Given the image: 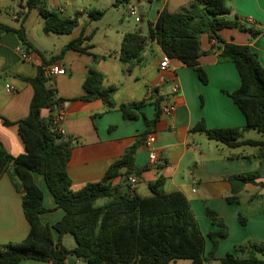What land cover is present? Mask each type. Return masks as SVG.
Listing matches in <instances>:
<instances>
[{"label":"crops","instance_id":"1","mask_svg":"<svg viewBox=\"0 0 264 264\" xmlns=\"http://www.w3.org/2000/svg\"><path fill=\"white\" fill-rule=\"evenodd\" d=\"M13 1L16 6L11 9V19L0 16V24L14 30H22L34 49L23 44L16 33L0 27V149L12 156L26 153L18 122L27 118L34 94L28 80L36 77L38 67L45 61L49 62L46 71L60 65L65 73L51 75L49 82L67 112L63 125L66 134L63 138L72 142L68 172L74 191L81 190L89 183L102 181L111 165L119 161L129 148L138 144L135 169L140 171L141 175L137 177L135 194L142 198L150 197L152 192L149 185L160 178L163 181L162 192L184 193L205 237L207 258L213 252V242L208 234L219 232L220 227L207 216L206 205L217 211L224 220L228 235L214 250L215 258L212 261L207 259L204 264H222L221 259L228 253H235V246L239 244L264 245V155L259 156L260 150L257 147L245 145L232 148L210 140L202 132L193 131L200 122H204L208 129L243 128L247 123L243 111L228 95L240 86L239 72L233 63L219 62L217 43L211 41L206 34L201 36L203 55L199 61L207 74V84L200 80L196 71L178 60H171L170 69L162 73L159 66L166 56L155 42L149 43L140 63L129 73L121 62L120 50L124 36L133 33L128 31L130 29L120 30L114 25L108 26L112 34L106 35L108 42L102 48L103 51L97 53L94 40L98 27H92L94 21L88 20L84 24L78 22L75 30L68 35L45 33L44 19L39 11L29 10L26 0ZM43 1L51 11L63 12L64 17H70L66 9L61 7L60 0ZM191 1L116 0L114 13L121 12L120 4L136 3L141 10L139 30L143 35H147L148 22H156L163 10L176 13L189 6ZM227 6L231 10L229 18L238 16L247 27L260 30L261 34L253 38L248 31L225 28L220 31V36L227 42L249 45L258 54L264 66V0H228ZM33 31H36L38 40H43L44 43L53 42L51 49L45 48L42 51L36 47L32 43ZM83 33L85 36L92 35L91 40L84 43L92 46L89 53L66 49L72 40ZM19 46L28 52L29 60L21 58L17 52ZM48 50L50 57L43 53ZM98 55L102 59L97 60ZM91 70L103 75L104 88H115L112 96L113 109H109V105L101 99H84L88 94L83 85ZM175 83L180 87L177 95L172 94ZM7 86L12 87L14 91L8 92ZM158 100L160 106L174 103L176 111L170 117L161 114L154 130L148 131L142 118L124 119L120 110L123 104L145 102L139 113H144L152 120L157 114ZM53 114L54 111L49 109H43L41 113L45 120H50ZM150 132L157 135L156 148L161 158L155 166L149 163L143 145L144 136ZM242 140L263 139L259 138L257 131L249 130L245 131ZM121 172L124 173V170ZM256 172L259 175L254 183L240 187L239 202L229 203L227 198L233 195V185L229 178ZM33 177L43 191L44 207L47 209L41 214V221L53 226L62 219L65 212L57 207L43 175L34 173ZM126 182L123 176H119L113 183L124 186ZM18 186V178L13 176L12 169L0 179L2 245L21 242L30 232L22 205L24 193L17 189ZM252 196L257 198L251 201ZM105 202L104 199L103 204ZM240 213L247 217L246 225L241 224ZM53 236L57 241L59 234L55 230ZM62 242L68 249L76 246L75 238L70 234L64 235ZM76 263L83 264L74 257L68 259V264ZM190 263V260L179 259L171 264ZM19 264L52 263L25 260Z\"/></svg>","mask_w":264,"mask_h":264},{"label":"trees","instance_id":"2","mask_svg":"<svg viewBox=\"0 0 264 264\" xmlns=\"http://www.w3.org/2000/svg\"><path fill=\"white\" fill-rule=\"evenodd\" d=\"M228 0H192L189 6L179 12L163 10L156 22H148L147 35L140 30L128 33L121 43L120 59L131 73L141 61L142 54L149 43L155 42L166 57L178 60L184 66L197 72L200 80L207 84L208 77L200 64L203 55L201 36L206 34L218 44L220 63H233L240 75L239 88L228 93L233 102L243 111L247 123L243 128L208 129L200 122L193 131L202 132L214 140L232 148L245 145L257 147L259 156H263V140H242L245 131L254 130L264 136V66L259 56L249 45L227 42L220 36L225 28H239L248 31L253 38L261 34L260 30L247 27L238 16L229 18ZM26 7L37 9L44 19V32L58 35L71 34L78 26L79 14L64 17L51 11L43 0H26ZM104 13L89 11L90 21H98ZM7 31L16 33L22 43L34 49L22 30H14L1 25ZM92 35L84 33L72 40L66 49L80 53H89L92 46L84 45ZM214 50V48H213ZM211 52V51H210ZM45 61L38 67L35 78L28 80L34 94L27 118L18 122L19 134L26 146V153L12 156L0 149V179L9 169L18 178V190L24 193L23 210L30 225L28 236L21 242L0 244V264H19L25 260L68 264L74 257L83 264H171L179 259L190 260V264H204L215 258L214 250L228 235V228L217 211L206 205L207 216L220 227L219 232H210L213 252L205 256V237L200 230L191 204L184 193L161 191L162 179L149 185L152 195L142 198L130 191L128 178L139 177L135 169V153L138 144L129 148L123 157L107 170L100 182L89 183L79 191L72 189V180L68 167L72 154V142L66 140L54 128L52 118L45 120L43 109L54 111L60 104L56 90L48 85ZM104 77L91 70L84 82L87 92L85 100L101 99L113 109L112 96L115 88L103 87ZM145 102L123 104L120 110L126 120L142 118L147 130H154L161 110L160 101L156 102L157 114L149 120L139 113ZM124 170V173L121 171ZM43 175L57 207L65 214L53 226L41 221L44 207V194L36 184L33 174ZM258 172L231 176L233 195L229 203L239 202L242 185L254 183ZM123 176L124 186L114 184V180ZM257 196H252L251 201ZM105 199L103 205L98 201ZM264 199V197H263ZM240 222L246 225L247 217L240 213ZM53 230L59 234L56 241ZM70 234L75 238L76 246L68 249L62 237ZM222 264H264V245L256 243L239 244L235 253H228L221 259Z\"/></svg>","mask_w":264,"mask_h":264},{"label":"rangeland","instance_id":"3","mask_svg":"<svg viewBox=\"0 0 264 264\" xmlns=\"http://www.w3.org/2000/svg\"><path fill=\"white\" fill-rule=\"evenodd\" d=\"M136 2L137 0H132ZM61 7L66 9V13L70 15V17H74L79 14V22L84 24L85 21H90V17L88 12L91 10H98L104 13V16L99 21L92 22V27H98L97 36L95 37L94 43L97 44L96 52L100 53L103 51L104 45L108 42L106 39V35L109 36L111 30H109L108 26L114 25L117 29L124 30L130 29L129 32L138 31L140 29L139 24V16L140 9L138 8L139 15L132 16L130 14L129 6L127 4H120L121 12L119 14H115L116 11V0H60ZM15 1L13 0H0V16L10 20L11 18V9L15 7ZM64 15L63 12H60ZM121 21H124L122 24ZM132 28V29H131ZM44 36V35H43ZM32 43L38 47L40 50L44 51L45 48L51 49L53 46L52 43H44L43 40L37 39L36 31H33L32 34ZM50 57V52H43ZM102 59L100 55L97 56V60ZM48 85L51 87L50 82ZM259 134V133H258ZM259 138L264 139V136L259 134ZM104 199L98 201V205L103 204ZM264 203V202H263Z\"/></svg>","mask_w":264,"mask_h":264},{"label":"built area","instance_id":"4","mask_svg":"<svg viewBox=\"0 0 264 264\" xmlns=\"http://www.w3.org/2000/svg\"><path fill=\"white\" fill-rule=\"evenodd\" d=\"M128 6H129L130 14L132 16L138 14V7L136 3L128 4ZM17 52L21 55V58L23 60L30 59L28 52L22 46H19L17 48ZM170 67H171V60L168 57H164L160 63L159 70L162 73H164L168 71ZM64 73L65 70L62 69L60 65L54 66L51 70L46 71V75L48 78H51V75H59ZM7 91L13 92L14 90L12 87L7 86ZM179 92H180V87L177 83H175L172 88V94L177 95L179 94ZM160 110L162 115L170 117L176 111V105L174 103L162 104L160 106ZM66 118H67V112L65 106L63 103H60L55 107L54 114L52 117V122L55 130L62 136L66 134V131L63 127ZM156 142H157V135L155 132H150L146 134L143 138V145L147 152L149 163L153 166L157 165L161 160L160 153L156 148ZM128 182L130 184V191L134 194L138 184V178L136 176H130L128 178Z\"/></svg>","mask_w":264,"mask_h":264}]
</instances>
